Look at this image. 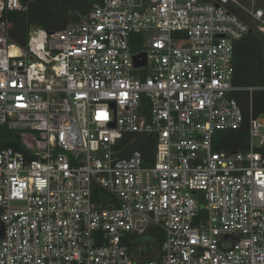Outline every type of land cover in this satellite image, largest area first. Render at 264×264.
Returning <instances> with one entry per match:
<instances>
[{
	"label": "built area",
	"instance_id": "2783aa9c",
	"mask_svg": "<svg viewBox=\"0 0 264 264\" xmlns=\"http://www.w3.org/2000/svg\"><path fill=\"white\" fill-rule=\"evenodd\" d=\"M86 2L20 44L8 13L26 5L0 0V128L22 146L0 148V264H264V114L234 97L264 87L233 82L264 4ZM243 125L245 149L214 147ZM128 135L154 136L150 162L122 154ZM152 228L142 260L128 242Z\"/></svg>",
	"mask_w": 264,
	"mask_h": 264
},
{
	"label": "trees",
	"instance_id": "16d2710c",
	"mask_svg": "<svg viewBox=\"0 0 264 264\" xmlns=\"http://www.w3.org/2000/svg\"><path fill=\"white\" fill-rule=\"evenodd\" d=\"M26 5L24 11L8 13V35L11 40L23 43L27 38L30 26L41 27L47 31L61 29L69 23L79 20L78 12L88 9L86 0H21ZM264 4V0H258ZM76 12V16L74 15ZM234 84L238 86L264 87V33L252 30L235 44L234 48ZM242 106L246 116L264 114V90H246L234 94ZM246 125L236 130L218 131L214 135L215 148L226 150H243L247 147ZM126 144L125 142H128ZM154 136L128 135L123 143L122 154L131 149H138L145 162L151 161L154 148ZM13 147L21 149L19 135L11 130L0 128V148ZM264 152V148H262ZM164 240L163 232L152 228L145 234L129 240L128 246L134 256L149 255L151 251H159ZM158 252L156 254V258ZM143 260V259H142ZM150 260V259H149Z\"/></svg>",
	"mask_w": 264,
	"mask_h": 264
},
{
	"label": "rangeland",
	"instance_id": "374dc122",
	"mask_svg": "<svg viewBox=\"0 0 264 264\" xmlns=\"http://www.w3.org/2000/svg\"><path fill=\"white\" fill-rule=\"evenodd\" d=\"M74 15L76 16V12H74ZM158 250L156 251H151L149 253V255H145L143 260H148V259H155L156 258V254H157Z\"/></svg>",
	"mask_w": 264,
	"mask_h": 264
},
{
	"label": "water",
	"instance_id": "95a60500",
	"mask_svg": "<svg viewBox=\"0 0 264 264\" xmlns=\"http://www.w3.org/2000/svg\"><path fill=\"white\" fill-rule=\"evenodd\" d=\"M142 55L144 56L143 53H142ZM137 57H138V55H135V56H134V59H135V61H136V63H135L136 66H138V65L141 64V62H138V61H137ZM143 62H144V61H143ZM2 230H3V227H2V225H0V236H1Z\"/></svg>",
	"mask_w": 264,
	"mask_h": 264
},
{
	"label": "snow or ice",
	"instance_id": "6c2138e0",
	"mask_svg": "<svg viewBox=\"0 0 264 264\" xmlns=\"http://www.w3.org/2000/svg\"><path fill=\"white\" fill-rule=\"evenodd\" d=\"M103 118V117H102Z\"/></svg>",
	"mask_w": 264,
	"mask_h": 264
}]
</instances>
